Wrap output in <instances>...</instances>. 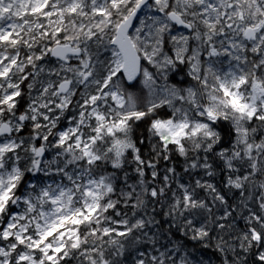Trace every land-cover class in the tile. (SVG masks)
Returning <instances> with one entry per match:
<instances>
[{"label":"snow or ice","instance_id":"6c2138e0","mask_svg":"<svg viewBox=\"0 0 264 264\" xmlns=\"http://www.w3.org/2000/svg\"><path fill=\"white\" fill-rule=\"evenodd\" d=\"M0 264H264V0H0Z\"/></svg>","mask_w":264,"mask_h":264}]
</instances>
